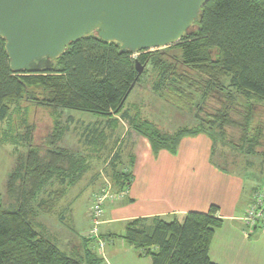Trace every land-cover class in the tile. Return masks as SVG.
<instances>
[{
  "label": "trees",
  "instance_id": "16d2710c",
  "mask_svg": "<svg viewBox=\"0 0 264 264\" xmlns=\"http://www.w3.org/2000/svg\"><path fill=\"white\" fill-rule=\"evenodd\" d=\"M5 43L0 37L1 122L7 119L11 105L25 99L104 119L120 116L135 134L148 141L154 154L165 150L175 155L181 138L201 132L210 137L215 131L226 143V128H236L240 132L239 151L264 155V135L258 124L264 114V0L209 1L194 27L179 44L169 47L178 54L171 62L153 61L148 52L135 57L122 54L114 44L90 35L69 44L50 71L18 73L10 68ZM137 63L143 71L150 64L158 71L152 92L173 107L192 113L194 128L168 134L147 120L128 117L124 107L142 75L138 76ZM178 67L199 76L179 74ZM34 92H41V98ZM215 95L222 103L210 107ZM232 114H238L239 121ZM57 140L58 135L53 134L44 149L30 146L7 180V192L16 196L17 207L5 210L0 204V264H100L89 250L82 258L67 256L39 231L37 214H49L63 192H55L53 199L48 194L34 208L39 193L45 194V187L51 184L71 186L87 169L84 157L64 148L50 149ZM118 160L115 152L109 174L118 189L125 190L133 180L134 163L120 169ZM217 211L211 206L206 213H188L182 223L157 219L150 227L134 220L122 238L149 257L151 264H213L209 247L215 229L221 226Z\"/></svg>",
  "mask_w": 264,
  "mask_h": 264
},
{
  "label": "crops",
  "instance_id": "0c3cea01",
  "mask_svg": "<svg viewBox=\"0 0 264 264\" xmlns=\"http://www.w3.org/2000/svg\"><path fill=\"white\" fill-rule=\"evenodd\" d=\"M146 93L157 97V94L153 95L149 91ZM124 111L130 118L146 120L138 116L137 112H132L126 104ZM105 120H111L113 124L101 127L103 144L110 148L106 160L99 161L96 174L90 175L86 181V186L91 189L87 209L80 222L81 228L88 227V232L89 211L94 199L107 189L110 198L105 201L98 227L99 239L104 246L98 249L95 239L88 238L86 234L70 233L60 241L61 244L58 242L60 247L64 245L65 248L56 246L61 252L69 257L82 258L85 250H89L100 260V264H151L149 257L142 255L141 251L122 238L130 222L142 220L147 227L152 226L157 219L167 223L176 219L182 223L188 213H206L211 206H215L221 226L213 234L209 247L210 261L213 264H264V231L250 230L241 221L251 193L256 189H264V155L232 156L236 161L245 155L242 158L250 173L242 176L235 170L229 171L217 164L215 158L218 160L219 155L213 152L211 139L206 133L181 138L175 155L165 150L154 154L148 141L135 134L126 120L118 116ZM127 137L128 148L122 150ZM115 152L119 155L120 169L131 161L134 163L131 169L133 180L125 190H119L110 178L108 167ZM92 159L86 160L87 169L75 184L49 185L55 192L62 190L63 196L49 214L42 215H61L71 210L82 192L76 191V186L90 172ZM18 160L10 168L6 183ZM43 227L46 233L47 225Z\"/></svg>",
  "mask_w": 264,
  "mask_h": 264
},
{
  "label": "rangeland",
  "instance_id": "374dc122",
  "mask_svg": "<svg viewBox=\"0 0 264 264\" xmlns=\"http://www.w3.org/2000/svg\"><path fill=\"white\" fill-rule=\"evenodd\" d=\"M169 47L146 52L150 53L149 55L152 54L153 61L161 59L166 62H171L178 54L176 49ZM137 55H134V57ZM161 60L158 61L160 62ZM177 72L187 75L189 78L199 76L195 72L180 67L177 68ZM157 81L158 71L154 70L151 64L147 65L140 76L139 86L137 85L133 89L127 99V107L132 112H137L138 116L154 124L161 132L172 134L180 129H192L196 125L192 113L173 107L158 95L157 98L146 93L147 91L153 93L152 88ZM41 94V92H34V95L38 96V99L41 98ZM153 95H156V93ZM219 97V95H215L210 100V107L220 106L222 102L221 99H218ZM29 101L24 99L17 105H11L7 119L2 122L0 121V204L5 210H13L17 207L16 196L13 193L10 194L7 192L6 176L9 174L14 161H17L18 158V163L24 160L30 146L44 149L49 136L53 134L58 135V140L50 149L59 150L64 148L67 151L84 157L87 161L93 158L91 161L92 168L86 175L87 177L85 176L76 186V191L82 192L74 201L71 210L69 212L64 211L61 215L52 214L46 216L39 213L36 216V222L40 224V233L46 234V238L59 248H65L64 245L59 246L61 244L60 241L64 237L71 235L70 233L84 236L87 233L88 227L85 229L81 228L82 225H80L81 218L87 209L91 189V187L86 186V181L89 180L88 177L90 175L96 174L95 169L99 166V161L106 160L109 152L110 147L104 146L103 144L104 136L101 127H105L104 124L108 126H112L113 124L111 120L106 121L104 118L96 115L72 110L52 109L39 106ZM238 111L237 109L236 112ZM238 117V114H232L234 120L239 121L240 117L239 119ZM258 124L262 127L261 129L264 135V114L258 118ZM210 134L213 152L219 155L218 160L215 158L216 162H218L217 164H221L226 170H235L239 175L248 176L250 172L247 171L246 161L242 158L247 154L238 150L239 130L236 128H226V143H224L225 141L221 142L219 140V134L217 132L212 131ZM128 139V137L125 139L122 150H127ZM261 150L263 148L258 149V151ZM240 154L245 155L237 158L236 161L234 158H231L234 155L239 156ZM249 169L252 171L251 168ZM123 172L129 173L126 169H123ZM45 188L47 189L45 194L44 191L39 193L36 202L33 203L34 208L44 195V200L47 199L48 194H52L51 198L53 199L55 191L51 190L49 185ZM53 188L55 189V185ZM45 225H47L46 233L43 230V226Z\"/></svg>",
  "mask_w": 264,
  "mask_h": 264
},
{
  "label": "water",
  "instance_id": "95a60500",
  "mask_svg": "<svg viewBox=\"0 0 264 264\" xmlns=\"http://www.w3.org/2000/svg\"><path fill=\"white\" fill-rule=\"evenodd\" d=\"M211 0H0L14 72H48L71 43L96 35L122 54L179 44ZM138 76L143 67L136 64Z\"/></svg>",
  "mask_w": 264,
  "mask_h": 264
},
{
  "label": "built area",
  "instance_id": "2783aa9c",
  "mask_svg": "<svg viewBox=\"0 0 264 264\" xmlns=\"http://www.w3.org/2000/svg\"><path fill=\"white\" fill-rule=\"evenodd\" d=\"M109 198L107 189H104L96 195L89 211L90 228L86 236L97 241L98 249H102L104 246V243L99 239L98 227L105 201ZM241 221L250 230L264 231V189H257L251 193L249 205L244 211Z\"/></svg>",
  "mask_w": 264,
  "mask_h": 264
}]
</instances>
